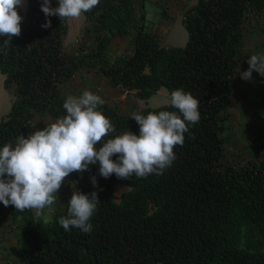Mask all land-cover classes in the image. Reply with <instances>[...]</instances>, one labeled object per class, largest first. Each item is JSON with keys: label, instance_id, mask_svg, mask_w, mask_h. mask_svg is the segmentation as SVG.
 Here are the masks:
<instances>
[{"label": "trees", "instance_id": "16d2710c", "mask_svg": "<svg viewBox=\"0 0 264 264\" xmlns=\"http://www.w3.org/2000/svg\"><path fill=\"white\" fill-rule=\"evenodd\" d=\"M145 1L137 7L133 0H100L82 13L81 45L72 54L64 46L67 18L48 17L51 27L42 28V0H26V11L19 9L21 34L7 49L0 48L3 88L12 96L9 111L0 119V147L33 132L37 117H63L62 89L81 67L97 69L112 88L141 101L162 87L169 97L183 89L199 101L200 112L161 175L125 180L112 174L105 179L98 162L73 173L72 188L83 194L96 191L100 200L90 220L91 233L75 227L65 232L59 225L68 203L52 215L47 235L42 234L43 213L37 218L34 209L21 212L13 206L10 214L22 221L19 264H264V156L231 165L221 137L242 57L244 24L264 17V0H196L183 13L185 46L171 48L161 45L156 32L145 30ZM133 30L131 53L110 62L111 41ZM5 39L0 36V43ZM98 109L116 129L109 138L128 130L138 134L131 115L107 106ZM162 110L179 114L170 102L138 114ZM257 149L264 152V143ZM117 156L110 158L116 161ZM116 186L127 188L118 199Z\"/></svg>", "mask_w": 264, "mask_h": 264}, {"label": "clouds", "instance_id": "9594fccd", "mask_svg": "<svg viewBox=\"0 0 264 264\" xmlns=\"http://www.w3.org/2000/svg\"><path fill=\"white\" fill-rule=\"evenodd\" d=\"M56 2L57 6L52 7V0H42L40 8L46 17L42 28L51 27L48 17L79 18L100 0ZM24 6L25 0H0V36L6 37L0 48L7 49L12 38L21 34L23 17L19 9ZM247 64V70L239 73L243 80H251L253 70L264 77V55L249 56ZM102 104L104 100L89 90L79 96L70 94L63 103V117L27 136H17L14 145L5 143L0 147V203L5 207L13 205L21 212L35 209L39 218L45 208L51 209L57 203L58 190L69 174L86 171L97 162L99 175L105 179L112 174L125 180L133 175H161L175 160L173 149L183 145L188 126L200 119L199 101L190 92L176 89L170 93V105L179 114L167 110L147 115L134 112L130 118L139 126L138 134L128 130L109 138L116 129L98 109ZM102 140L105 142L97 150L94 146ZM114 154H118L116 161L110 158ZM90 179L97 187L95 176ZM67 203V216L59 218V225L65 232L75 227L84 234L91 233L90 220L100 203L97 192L83 194L72 188Z\"/></svg>", "mask_w": 264, "mask_h": 264}, {"label": "rangeland", "instance_id": "374dc122", "mask_svg": "<svg viewBox=\"0 0 264 264\" xmlns=\"http://www.w3.org/2000/svg\"><path fill=\"white\" fill-rule=\"evenodd\" d=\"M138 7L140 0H133ZM196 0H146L144 2L143 25L146 31H153L160 37L164 47H184L188 35L182 25L183 13L195 4ZM25 6L20 8L26 11ZM139 15V13H138ZM264 17L260 19L249 18L243 28V50L239 65L234 77V93L228 106L224 131L221 134L224 144V158L231 165L243 164L247 159H257L264 156L258 148L259 143H264V77L255 70L251 80L245 81L239 73L247 70V59L251 55H264ZM84 29L83 14L79 18H67V33L64 38L66 50L72 54L79 51L81 34ZM135 30L128 37H117L111 41L108 49L110 62L116 58L129 55L133 48ZM3 75L0 74V119L10 109L12 96L3 88ZM84 90H89L99 95L104 104L115 110L120 115H132L145 107L158 108L168 105L170 97L164 87L147 101L137 99L133 93L120 88H112L106 77L97 69L81 67L62 89L66 98L68 95H82ZM50 117H37L34 120V130L42 129L54 122ZM97 149V145L94 146ZM74 173V172H73ZM65 178L58 190V201L51 209L43 210L44 229L47 235V226L52 215L64 209L72 194V175ZM126 187L116 186L115 196L126 191ZM13 205L5 207L0 203V264H19L17 259L18 226L22 223L20 217L13 218L10 209ZM35 210V209H34Z\"/></svg>", "mask_w": 264, "mask_h": 264}]
</instances>
